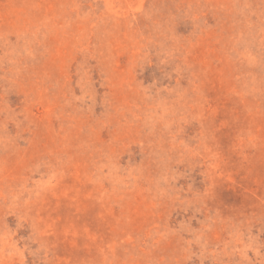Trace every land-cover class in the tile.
<instances>
[{
  "label": "rangeland",
  "instance_id": "rangeland-1",
  "mask_svg": "<svg viewBox=\"0 0 264 264\" xmlns=\"http://www.w3.org/2000/svg\"><path fill=\"white\" fill-rule=\"evenodd\" d=\"M0 264H264V0H0Z\"/></svg>",
  "mask_w": 264,
  "mask_h": 264
}]
</instances>
